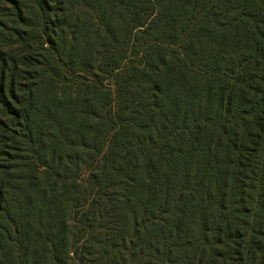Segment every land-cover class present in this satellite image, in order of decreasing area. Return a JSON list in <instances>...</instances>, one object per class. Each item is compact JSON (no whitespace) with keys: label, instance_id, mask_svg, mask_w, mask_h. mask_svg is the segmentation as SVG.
Instances as JSON below:
<instances>
[{"label":"trees","instance_id":"1","mask_svg":"<svg viewBox=\"0 0 264 264\" xmlns=\"http://www.w3.org/2000/svg\"><path fill=\"white\" fill-rule=\"evenodd\" d=\"M0 264H264V0H0Z\"/></svg>","mask_w":264,"mask_h":264},{"label":"rangeland","instance_id":"2","mask_svg":"<svg viewBox=\"0 0 264 264\" xmlns=\"http://www.w3.org/2000/svg\"><path fill=\"white\" fill-rule=\"evenodd\" d=\"M87 198H86V202H83L84 203H88V201L90 200V196H91V191H90V188L87 187V194H86Z\"/></svg>","mask_w":264,"mask_h":264}]
</instances>
